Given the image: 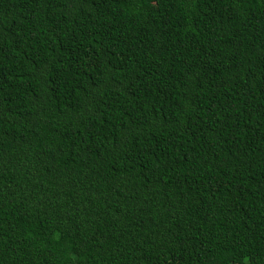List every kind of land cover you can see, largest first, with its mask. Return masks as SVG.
Listing matches in <instances>:
<instances>
[{"label":"trees","instance_id":"trees-1","mask_svg":"<svg viewBox=\"0 0 264 264\" xmlns=\"http://www.w3.org/2000/svg\"><path fill=\"white\" fill-rule=\"evenodd\" d=\"M0 264H264V0H0Z\"/></svg>","mask_w":264,"mask_h":264}]
</instances>
